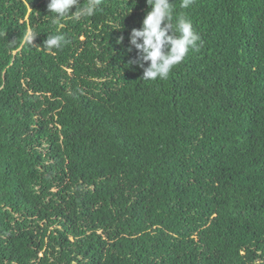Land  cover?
<instances>
[{
  "label": "trees",
  "instance_id": "1",
  "mask_svg": "<svg viewBox=\"0 0 264 264\" xmlns=\"http://www.w3.org/2000/svg\"><path fill=\"white\" fill-rule=\"evenodd\" d=\"M171 2L200 46L151 81L146 0H0V264H264V0Z\"/></svg>",
  "mask_w": 264,
  "mask_h": 264
},
{
  "label": "clouds",
  "instance_id": "2",
  "mask_svg": "<svg viewBox=\"0 0 264 264\" xmlns=\"http://www.w3.org/2000/svg\"><path fill=\"white\" fill-rule=\"evenodd\" d=\"M101 3L102 0H88L85 5L81 4V0H48L47 10L48 13L55 14L53 22L73 15L79 20L93 16ZM146 3L150 11L145 15L142 26L132 29L130 33L129 44L134 46L137 55L129 60L128 66L136 65L142 68L141 78L144 80H163L186 58L190 50H198L200 36L194 31L191 20L184 15L178 16L175 26L173 25L171 0H146ZM193 3L194 0H181L180 7L188 9ZM73 7L76 10L70 13ZM35 35H31V42ZM44 43L49 49H60L69 41L63 34H56L47 36ZM128 51H132V48Z\"/></svg>",
  "mask_w": 264,
  "mask_h": 264
}]
</instances>
